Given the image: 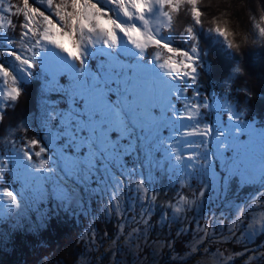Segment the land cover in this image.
I'll return each instance as SVG.
<instances>
[{"label": "snow or ice", "instance_id": "1", "mask_svg": "<svg viewBox=\"0 0 264 264\" xmlns=\"http://www.w3.org/2000/svg\"><path fill=\"white\" fill-rule=\"evenodd\" d=\"M38 3L46 10L30 0L15 4L0 0V44L5 45L0 48V58H9L0 62V123L5 109L19 102L26 82L38 77L45 96L55 93L70 103L65 111L45 102L41 127L46 132L44 139L57 146L55 158L39 139L21 137L17 144L15 133H26L30 121H23L0 137L4 145L0 150V182H15L13 187H0V223L12 215L19 217L21 210L34 201L36 190L47 191L50 184V194L58 207L71 208L72 197L60 185V174L88 180L100 169L106 173L97 181L98 186H104L100 190L108 193L105 214L124 219L122 177L125 173L129 177L137 174V165L121 164L120 170L114 172L109 164L115 167L141 144L145 161L140 168L147 169L148 177L143 171L137 176L134 191L141 212L139 217H131L134 223L149 225L146 217L152 214L157 193L147 181L154 168L171 173L181 187L191 188L193 180L199 183L193 198L181 195L175 203H167L177 216L199 209L208 198L206 194L216 193L219 197L228 193L233 182L242 187L259 184L264 189V128L247 121L245 110L238 109L231 99L232 84L244 72L236 56L245 47H264V2L257 0L255 14L249 10L251 27L247 30L233 26L225 18L227 12L212 16L209 27L204 28L202 18L209 15L202 10L205 0ZM212 3L207 0L206 6ZM182 13L191 21L180 32L186 49L175 47L172 37ZM14 17L20 18L18 25ZM17 27L19 38L9 37V29L15 31ZM165 31L167 34H162ZM200 32L224 47L226 60L234 65L222 91L212 97L202 96L199 90V71L204 67ZM149 48L155 50L151 59L145 56ZM96 56L103 58L101 71L93 73L89 58ZM121 57L128 58L127 62ZM242 91L250 95L247 88ZM205 112L218 114L215 124L206 122ZM224 114L227 120L222 123L220 116ZM165 135L171 137V142L163 138ZM211 140L216 141L214 153L206 147ZM157 145L164 152L157 149L154 157ZM82 149H86L85 155L74 158L66 154ZM163 155L167 159L161 165L159 158ZM221 157L223 171L218 174L213 162ZM244 210L243 203L236 205L237 220ZM167 215L164 213L162 218ZM118 227L119 234L124 235V225ZM248 230L250 235L264 232V214L259 223L253 217ZM140 231L139 227L132 229V233Z\"/></svg>", "mask_w": 264, "mask_h": 264}, {"label": "rangeland", "instance_id": "2", "mask_svg": "<svg viewBox=\"0 0 264 264\" xmlns=\"http://www.w3.org/2000/svg\"><path fill=\"white\" fill-rule=\"evenodd\" d=\"M35 3L42 10H46L44 6L38 3V0H35ZM162 34L167 33L165 31ZM8 36L11 37L10 35ZM3 47L5 45L0 44V48ZM129 47L131 48L132 46L129 45ZM154 53L155 50L149 48L145 56L151 59ZM7 59L9 58L6 56L0 58V62ZM102 59L100 56L89 58L90 71L93 73L101 71ZM121 59L124 62L128 60L126 57H121ZM39 80L42 88V79L39 78ZM188 95L191 96L192 94L188 92ZM58 101L60 102L61 99L56 100L49 96L44 99V102H47L49 105H55L59 109L67 111V106L70 102L65 97H63L64 105L57 104ZM43 112L44 109L42 110L41 118ZM217 115L214 113L215 122ZM220 120L224 123L227 117L223 119L220 116ZM253 126L264 128L255 124ZM45 135L46 132L44 130L43 139ZM163 138L171 142L169 135H165ZM44 141V146L49 149V154L55 158L57 146H53L46 139ZM16 142L18 145L20 144L19 141L16 140ZM121 143L123 144L125 141H121ZM206 147L210 149V152H216V141L211 140ZM143 149L144 145L141 144L137 151L131 152L130 155L118 162L115 166L117 169L111 164H109V167L114 172H117L120 170L121 164H126L128 167L135 164L137 165L138 173L143 171L144 176L147 178V169L140 168V165L145 161ZM157 149L161 153L164 152V149L157 145L153 148L154 157ZM35 150H38V148ZM66 154L73 155L75 158L76 156L85 155L86 149H82L77 153L66 152ZM159 159L160 164L164 165L167 156L163 155ZM222 159V157L219 159L214 158L213 168L217 170L218 174L223 171ZM138 173L131 177L125 173L122 177L124 189L121 197V210L124 213V219H120L116 214H105L108 193L107 191L100 190L104 187L103 185H97V181L106 175L103 169H100L88 180H85L83 177L60 174V185L65 187L72 197L73 203L71 208L58 207V201L50 194V190L53 187L50 184L46 186L47 191L44 189L36 190L34 201H30L21 210L22 214L19 217L12 215L6 222L0 223V236L6 237L12 229L22 226H26L28 229H35L43 225L50 208H58L59 211L72 215H82L88 220V227L81 233V238L85 244V251L78 256L75 264H160L162 260H165L166 264H170V259L183 262V264H259L262 258V251L260 249L264 253V232L250 235L248 230V224L251 223L253 217L259 223L261 222L262 214H264V189L259 184L242 187L233 182L230 185L228 193L219 197H217L216 193L206 194L208 198L203 201L199 209L187 211L177 216L166 206L167 203H175L181 195L193 198L192 192L198 189L199 183L193 180L191 181V188L186 186L181 187V184L176 181L171 173L164 171L163 168L159 170L154 168L152 178L147 182L150 185V189L156 191L157 200L153 206L150 218L146 217L149 219V225L145 226L142 222L134 223L131 219L133 216L139 217L141 212V204L136 199L134 191ZM2 183L0 182V187H3ZM129 187L133 190L129 191ZM16 190L20 191L18 187ZM41 195L43 196L42 199ZM149 195H151V190ZM91 197L93 198L92 200L90 199ZM94 202L96 205H94ZM241 203L245 205V210L240 219L237 220L236 205ZM250 203L251 207L248 206ZM164 213L168 214L166 219L162 218ZM94 220L102 223L103 230L96 227ZM120 224L124 225V235L119 234L118 226ZM190 225L192 226L191 229ZM197 225L200 227L198 228ZM171 226L175 227L177 235L178 233L179 235L187 232L191 233V239L187 244L188 251L182 255L173 252L172 254H168V250H172L169 241ZM133 227H139L141 231L139 233H132ZM205 230L207 232L206 235ZM202 246H204L203 250L200 251ZM193 248L197 250L193 251ZM250 257L254 258L250 259ZM42 264L47 263L43 261Z\"/></svg>", "mask_w": 264, "mask_h": 264}, {"label": "trees", "instance_id": "3", "mask_svg": "<svg viewBox=\"0 0 264 264\" xmlns=\"http://www.w3.org/2000/svg\"><path fill=\"white\" fill-rule=\"evenodd\" d=\"M30 1L35 3V0ZM11 2L15 4L19 0H11ZM261 2H264V0H261ZM256 4L257 0H224L220 4L213 0L212 5L209 7L206 6L207 0H205V6H202V10L209 15L202 18L205 20L204 28L209 27L208 20L212 16L227 12L229 15L225 18L229 19L233 26L239 25L241 30H247L251 27L249 10L251 9L255 14ZM13 19L18 25L20 18L14 17ZM190 22V17H186L182 13L172 33L176 47L187 48V44L180 37V32ZM19 32V27L15 31L9 29L8 35L17 39L19 38ZM199 48L204 63V67L199 71V90L202 96L212 97L222 91L223 82L230 75L231 67L234 65L229 64L226 60L227 53L224 47L215 43L213 37L204 32H200ZM236 59L241 61L244 72L232 84V102L238 106V109L245 110L247 121L264 127V47H245L241 50V54L236 56ZM245 88L250 91V95H246L242 91ZM188 92L192 94L191 91L188 90ZM47 96L56 100L61 99L57 104L64 105L63 96L55 93ZM47 96L42 92L39 78L26 82L24 93L19 102L5 109L4 121L0 123V137L16 129L23 121H30L31 126L26 133L23 130L15 133L16 140L21 143V137L25 140L36 138L45 145L44 130L41 127V114L45 106L44 99ZM204 116L206 121L215 124L214 113L205 112ZM221 116L223 119L227 117L226 114ZM3 148L4 145L0 143V150H3ZM0 154H2V151H0ZM5 184L9 187L15 185L14 182L7 180L2 183V186H5ZM94 205H96L95 202ZM94 224L100 230H103L100 221L94 220ZM86 227H88V220L84 216L72 215L59 211L58 208H50L42 226L35 229L22 226L12 229L6 237L0 236V264H42L43 261H46L47 264H75L78 256L85 251L81 233ZM169 239L172 250H168V254L173 252L182 255L188 251L187 244L191 239V233L177 235L175 227L171 226ZM203 247L200 248V251L203 250ZM260 251L263 253L262 249ZM169 263L183 264V262L173 259H170ZM160 264H166V261L162 260ZM259 264H264L263 255Z\"/></svg>", "mask_w": 264, "mask_h": 264}]
</instances>
